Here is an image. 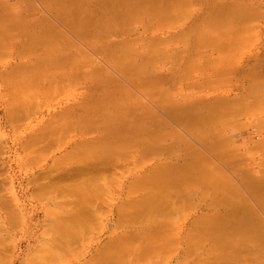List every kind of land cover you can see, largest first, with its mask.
I'll return each mask as SVG.
<instances>
[{"label":"bare ground","instance_id":"bare-ground-1","mask_svg":"<svg viewBox=\"0 0 264 264\" xmlns=\"http://www.w3.org/2000/svg\"><path fill=\"white\" fill-rule=\"evenodd\" d=\"M48 1L49 2L46 3V0H39V2L44 3V4L42 3L41 4L46 5L50 11H52V9L54 10V5L60 4L59 7L57 6L58 7L57 11H60L61 7H62L61 10L64 9L62 5L65 4L66 1H69L70 5H74L76 0H54V3H51L52 0H48ZM131 1L132 0H101V2H99L98 4H94L95 6L98 5V7L96 8L93 7L89 9H87L86 7H83L84 9L80 8L81 6H78V5H77L78 7L76 6L77 8H75V6L73 8L72 6V8H69L67 11L59 12V13L56 12L57 14L54 12V14L56 15L50 16V17H54V19L51 18L50 20L48 17H45L46 15L45 16L43 15L44 19L41 18L38 21L37 19L34 20L37 22H30L27 20L25 23L22 21L23 23L20 25L18 24L19 22H21L20 21L21 18H19L21 13L18 12V14H16L14 13L13 10L9 9L10 11H13V12L11 14L10 13L4 14V16L0 19V36L2 35L0 37V48L3 51L6 47L9 46L7 44V42L9 43V40L7 39L8 38L7 32L10 26H11L10 28L20 27V29H22L23 32L29 31L30 33L31 31H33L31 33L32 35H34V38L32 40L29 39V41L26 43H23L21 45L22 47L21 49L24 50V51L22 50L23 52L27 50H30L32 52L37 51V50H42V52H44V55L41 57V61L39 62V64H41L42 67L38 68V70H36L37 71L36 73H26V74L24 73L25 74L24 75L23 72L19 73L17 71L14 75H16V77H18L19 79L21 78L25 83L28 82L27 86L30 85V87H34L35 85H37V83L39 84L41 83L42 84V85L40 84L41 87H38L39 86L38 84L37 85L38 88H36V90L40 89L38 90L40 92L43 89L42 91L44 92L42 93L43 95L47 94L46 91L50 89L51 90L53 89L59 92V90L60 91L62 90V87L63 88L67 87L64 85V83L62 84V80L64 78L66 80L67 79L73 80L74 82L75 80L77 81L82 75H83L82 77L83 78L85 77L90 83L92 82L93 79L94 80L96 79L98 81L95 84L97 85V90H101V91L105 90L104 88V86L106 85L105 78L106 79L107 77L110 78L116 74L119 76L120 75L122 76L121 81H126V79L129 77L127 81L132 79L135 83L146 81V84H155L156 79H157L155 77L156 75L151 74L152 76L148 77L150 73L147 72L145 66L129 65L128 67L124 65V63L126 64V62L123 61L122 59L113 61V64L118 65V68H117V71L115 70L110 71L112 75L108 71H107L108 73L104 72L105 70L102 65L100 66L101 70L96 68L98 70L96 74L86 72V69H88L89 66L91 67L92 65L90 64H93V63H90L91 62L90 60L88 61V58H87L88 56L85 57V55H87L86 52L84 53L83 51L82 53L83 49H81L80 46L77 45L78 42L74 41V40H77L79 42L84 43L86 39L88 38L90 40H93L92 42L89 41L90 43L87 40L88 44H86L85 46L88 47V45L90 44V46L93 47L91 49L89 46L88 48L90 50H94V49L98 50L97 53L95 52L98 56H99V53L102 52L104 55H106V57L104 58L105 61H109L108 59H110L111 56L115 54L113 52V47H116L117 45L120 44L118 42L119 40L118 41L114 40L109 35H112L114 33L117 34L118 32L120 33V31H122V33H125L128 30L127 27H129L131 23H132L131 26L134 27L135 26L134 24H136L137 22L144 23L146 22V20H150L151 18L154 19L155 23L153 24V21L151 19V21H149V27L152 25L153 27L152 26L151 27L154 28V25H156L157 27L155 26V29L157 30V28L160 29V26L163 27L164 23H165L164 24L165 27L166 25H169L168 22L172 20L170 18L171 14L175 15L176 11L177 12L179 10L182 11L181 10L182 8H177V10H175L176 8L175 9L170 8V6L177 7L176 5L177 3L174 4V2L173 4L172 3L168 4L169 7L167 6V8H165V6L163 7V5L161 4L158 6V3L156 2V0H149L150 8L146 11L144 9L145 4L143 3L144 2L147 3V1L136 0V2H133V3ZM31 2L30 3L35 6V3H33L32 0ZM87 2L89 1L87 0ZM30 3H26V5L24 3L25 7L23 8H28L27 6L30 7L31 5ZM34 6H33V9L31 8L32 10H34ZM126 6H128V8L124 9ZM147 6H148V3H147ZM26 10L27 9H25V12ZM36 10H34V12L39 11V10L37 11ZM49 10H48V13H49ZM22 11L24 12V10ZM41 11L43 12V10ZM34 12L30 14L32 15V20L30 19L31 21H33L35 17L33 16ZM172 12H174L175 14ZM181 15L183 14L181 13ZM173 17L176 18L174 19L175 21L179 19L177 17V14L176 16H173ZM181 17L182 16H180V18ZM47 19H49V21H47ZM58 22L60 24H63L65 27L63 28V26L61 25L59 26L61 27V29L59 27L57 28L56 25L58 24ZM150 22L152 24H150ZM37 23H40V27L38 26ZM142 23L140 24L143 25ZM171 24H173V21H171ZM145 25L146 23L143 25V28H144L143 31L148 30L147 28H145ZM1 33H4V34H1ZM3 35H6V36H3ZM70 36H72L73 39ZM82 38L83 39L86 38L85 41H82L83 40ZM153 42L155 41L153 40ZM164 42L170 43L169 41H164ZM155 43H156V46L157 45L160 46V44H158L160 42H158L157 40ZM99 44H101L103 47H100ZM164 44H162V46ZM229 45H230V48H232L233 45L232 44H229ZM3 46H5V48ZM234 46H238V44ZM198 48H199V43L194 51L196 52ZM23 52L21 54H23ZM191 53H194V52H191ZM221 54L222 55L219 54L220 56H218V61L220 60L219 58L221 56H222L221 57L222 59L225 58V53L221 52ZM45 56L47 58H43ZM138 59H140L139 61L142 60L141 58H138ZM52 60H53V63H52ZM210 61L211 60L209 59V62ZM220 61L219 63H221ZM177 62L180 66L181 62L180 61H177ZM195 62H197V59ZM51 63L54 65L53 71L48 70L49 64ZM138 64H140V62H138ZM42 68L44 71L47 72V74H49L48 80H46L47 74L44 75L41 73ZM177 68H178V65L176 64L175 70ZM40 74H42V77L45 78L44 79L45 82H43V78H41L42 80L39 79L40 81L39 80L36 81L38 78V75ZM89 74L95 75V77L93 78ZM106 74H107V77H106ZM188 75L189 73H187L186 75L184 73L183 75V73L180 74L177 71L171 72L169 73L170 79L168 81L176 83V84L183 83V85H185L184 83L185 82L187 83L188 82L187 80L191 81L190 79L191 77H189ZM7 76H8L7 81L14 79L11 77L12 75L10 74H8ZM147 77L149 79H147ZM196 78L197 77H195V79ZM132 80L130 82L134 84ZM193 82L191 83L189 82L190 84L187 83L188 85H185V86H191ZM65 84L68 85V81L65 82ZM14 86H15V89L18 91L17 93L20 94L17 100L19 99L20 101L22 100L20 102V105L18 101L15 104L18 103V106H21L23 104L22 107L20 108L14 104V108L15 107L16 108L18 107V108L14 109V111L16 112H12L11 110L9 114L11 118V123L17 124V122L19 121V119H21L23 115H28L27 113H25V110L27 109H25L26 106L24 105H27V108H28L29 103H31L30 101H32L30 97L32 96V93L35 94L36 90L34 88L33 89L35 91L31 88H25V86H22L19 83L15 84ZM56 86H58V88ZM249 89H252V90L248 91V94H246V96H240V98H235V100L233 99L232 100L231 99L230 100H220L219 99L218 102L211 103V104H208L207 102H205L207 104L203 103L204 105L200 107L190 102H186V100L180 99V101L181 100L183 101L182 102L177 101L178 104H175V105L174 104H168V105L164 104L160 108H157L158 110L156 109V111H158L159 114L157 113L158 115L156 116L153 115L154 112L151 111V109H153L151 107L149 109L147 108L145 114H142V116L141 115L135 116L132 108L130 110L129 107L127 106L124 109H120L121 110L120 112L118 111V109L108 107L109 109H107L105 112L101 104V103H104V101H97L94 104H90L87 107L82 108L81 106L82 108L81 113L78 115L77 114L78 111L75 112L78 116L74 114L76 117L72 121L70 120L71 122H68V120H65L66 118H68L66 117L64 121L62 122V123L64 122L68 123L67 125H64L65 123L63 124L65 128L63 127L62 123H61L62 126L58 123L56 124L58 125V127L55 126V129L56 130L61 129V130L54 132L55 131L54 128L50 126L52 128V131H51V128L49 127L51 131L50 133L56 135V136L52 135L55 138L54 142L56 140H59V136L62 137L66 133L69 134V131H71V133L73 131H75V133L78 132V135L80 136L81 139L79 141L77 148H75V151L72 150L73 152L72 151L68 152L67 155H64V157L62 156L63 158L61 157L58 158L59 160H57L56 163L54 162L55 164L53 163L54 164L53 167L48 169L45 173L43 172L44 179L43 178L42 179L45 180L46 182L42 180L41 181L44 182L45 184H42L40 182L39 184L41 185L38 187V189L35 187V189L37 190L36 196L39 199L37 197H34L35 194L32 193L33 194L32 196L38 201L43 200V202H47L48 200L50 201L53 198L54 199L52 200L53 202L56 201L59 203V204H56V206L59 207L60 205H62L63 206L62 208H65L64 210H66L65 213L61 212L62 213L61 214L60 212H58L59 209L56 210L54 208L53 209L48 208L49 209L47 210L48 215L50 214V216H52L51 212H53V217L54 215L58 217V215L61 214V218L62 219L64 218L66 221H64L63 219L65 223L62 224L61 223L62 221L61 222L59 221L60 224H57L58 226L55 224L56 227L54 228L58 229V233L56 229L57 234L52 231L54 229H52L53 227L52 223L49 222L52 226L50 229L51 233L56 234V237L50 240V241H53L52 243H55L54 244L55 252L54 253L53 251L50 252L45 247V249H43L42 251L44 254L40 251V253L43 254L44 262H41L40 259L39 261L41 263L37 261L36 262L38 264H46V261H48L47 262L48 264L51 263L50 261H52V263L54 262L59 263L56 260L58 258V257L56 258V256L61 255L59 254V252H62V251L59 250V247L63 245L62 241L65 239L67 243L74 245L77 241H79L78 238L81 237L82 235L81 230H84V234L89 233L88 228L90 227L88 226L90 224L87 226L86 223H88L91 218H89V221L86 220V223H85L84 219H83L84 222H82L81 220L82 217H84V214H87V215L89 214L90 217H93L95 215L94 220H98L97 218L98 216L96 214L93 215L94 207H96L97 204L99 203L96 201V199H98V201L101 202L99 203V205L102 203L103 205H106V204L108 205V200H113L112 198L111 199L109 198L107 200L105 198L107 197V194H109L108 192L111 191L110 190L111 186L120 184L119 180L117 181L114 178L116 176L115 175L112 176V174H114L116 170L124 169L123 168L124 163H127V165L128 163L132 165L133 163V162L131 163L132 159H136L137 157L136 156L130 157L131 160L129 159L130 162H128L129 156H132L131 154L134 153L133 155H136V151H137V153H140V155L144 156L139 159L140 162H137V165L139 163L141 165V163L144 162L147 157H150L152 155L157 156L159 159L166 158V157L172 158V157H175V153L177 156V153L179 151H183V154H185V156L183 155L184 160L182 163L180 162L176 164V160L178 159V157L176 158L175 162L170 159L166 161H162V162L157 161L155 162L156 164L154 163L155 165L152 166V168H147L146 172H144L143 174L141 173L140 174L142 175L141 177H138V176L136 177V179L138 178L136 180L137 182L136 184L133 183L135 181H132V183L134 184L132 185L133 188H131V181L130 182L128 181L130 184L129 185L130 187L128 186V190L131 192L130 194H133L132 192L136 190L135 193H137V195H138V192L140 193L141 191V194H140L141 196L139 195L140 198L138 197V199H134L135 201L133 202L131 201L125 202V203H128V205L127 204L124 205V203H121L125 207L123 205H120L119 207L120 208L123 207V209L122 208L120 209L119 207H117V209L118 208L120 209L117 212H120V213L119 215L117 214L118 221L116 223L123 225V228H124L125 227L124 222L126 224L127 222H133L132 224H134L137 221L142 219L141 221H139L140 223L137 222L139 224H136L137 226H141V222H143V220H147V219L149 220L153 218L151 220L152 221L154 220L156 225H154L155 226L154 228L153 226L149 225L150 222L145 221L147 223L146 226L149 225L152 231L147 227L149 231L148 229H145L144 231H139L138 229H136L138 230V232L132 231L127 235L122 234V233H114V231L117 229H114V231H111V233L113 234L111 238L112 242L108 243L107 241L108 244L106 243H105L106 245L104 244L105 246V248H103L104 251L102 250V248H100L99 251L97 250L99 255L101 254V251H102L101 255L106 253L104 254L106 258L101 257L104 259V260L102 259L103 264H126V263L130 264L133 261H134L133 263L136 262L137 264V262L140 260L141 261L145 259L148 260L149 258L153 257V255L159 254L161 250H162V255H163L166 252V250L163 253V248H161V246L167 247V243H164V240H163L165 238L164 236L166 234L168 235V233H166L168 231L166 230H168L170 227H173V229L175 227L174 231H176V228H177V231L180 232V230L176 226V221L178 220L176 216L177 212L181 211L180 208L182 206H185V205L194 206L196 203L199 205L201 204V207L203 206H206V207L207 206H212V207L224 206L223 210L225 212H223V214L226 213L225 214L226 216H223V214L208 216L206 211H204L205 209L197 210L199 212L201 211V214H196L194 216V219L191 220L192 222L190 223L192 226H189V227H192L191 229L193 230L188 229L187 231V233H189L190 231H191L190 233H193L189 235L190 237L188 236L189 238L186 237V239L188 238L187 240H189V243L191 245V246L188 245V247H190L189 248L190 250H195V247H192L195 245L196 246L198 245L201 248L207 247V246L211 247L212 248L211 252L216 251L217 256H214V257L209 256V258L207 257L208 261H210L209 260L210 258L212 260L210 264H264V224H263L264 223V212H263L264 211L263 209L264 208L263 206L264 205L263 204L264 203L263 201L264 200V178L259 177V179L257 178L255 180L254 178H252L253 180H251L249 177L250 180H246L247 178L245 179L244 175H241L242 177L235 176L236 178L234 179L238 180L239 178V180L244 179L245 181L242 183H245L244 189L246 188V190H243L242 188V191H244V193H241L239 189L242 187V184L239 185L238 183V186H237L235 184L237 180L234 182V180L231 181L228 178L224 177L228 171L225 170L224 171L225 173H221L219 171L220 170L219 166H221V164L229 165V163H231L232 166L234 165L233 170L237 172L239 161L240 163L243 161L242 160L243 158L241 159L242 160L241 161L240 158L236 156L232 158V153L233 151L236 150V146H234L236 144L234 142V134L236 130L234 129V127L237 128L238 126L237 125L238 119L236 118L240 115L241 112H243L244 108H246V110L249 111L252 108H255V106L263 105V103L259 104V102L255 100L254 97L264 92V83L262 85V82H256V84L253 86H250ZM37 93L38 92H36V94ZM36 94L35 96L34 95L33 96L34 97H37L38 95L41 96V92L40 94H37V95ZM23 101L25 102L23 103ZM124 102L126 103V100L125 101L123 100L122 103ZM246 102H248L249 105H247ZM31 104H33V102ZM37 104H34V105L36 107L41 105L40 103L38 105ZM105 104H108V103L106 102ZM33 106L31 107L35 108ZM122 110H124L123 113H122ZM20 112H22L23 114H21ZM147 113L152 114L149 116L150 118L149 117L145 118ZM166 119L171 120V123H173L172 125L179 126L178 129L181 131V133H178L180 131H176L171 125L169 126ZM19 122L18 124H20ZM56 122L57 121H55L54 123ZM52 125H55V124H52ZM46 128L47 127H45V129ZM62 128H64V130H62ZM99 128H101L102 130L101 129L99 130ZM229 129H232V130H229ZM95 132L96 134L95 136L91 138V140H89V138L86 137L87 135L89 136L93 135V133ZM61 133L62 134L65 133V134L61 136L60 135ZM68 134L67 136H69ZM42 135L43 134L41 135L38 134V136L36 137L40 138L41 140ZM67 136L65 135L64 139H66ZM33 137L31 139L36 141L35 139L36 137L34 139ZM192 137H194L196 141H193ZM60 139H63V138H60ZM36 142L40 143V141H36ZM61 143L64 145L63 142ZM31 145L32 144H30L29 146ZM133 145H137V146L139 145L138 147L136 146L138 148V149L136 148V151H135V146ZM130 151L133 153H131ZM248 152H250L249 149H248ZM215 157L218 158V160L215 159ZM158 162L159 164H157ZM133 164L136 165L135 162ZM64 165H67L66 171H64V167H62ZM109 166L112 168L110 169ZM245 167L246 166L244 165L243 168ZM126 170L123 173L129 174V170L127 168ZM56 171H60V172L64 171V172L60 173V175L56 174V178H54V175H55L54 173ZM107 172H109L110 174ZM246 172H249V171H246ZM117 173H119L120 175L122 174L120 173V171H117ZM222 174H224V176ZM117 177L119 178V176ZM122 177L124 176L122 175ZM133 177L135 178V176ZM112 179H115L116 183ZM119 179H121V177ZM111 180L114 182V184ZM122 180L124 179L122 178ZM118 188H120V186H118ZM113 189L115 192L116 189L115 188ZM0 190H2L1 186H0ZM245 192L249 194L250 197L255 200V202L257 201L256 204L258 203L257 205L259 206V208L263 207L261 208L262 210L260 209L263 213L259 209H257L261 213V215L257 212L256 208L252 209L251 203L253 202L247 201L249 199L246 200L248 196L246 198L244 197V195L246 194ZM260 192L262 195L260 194ZM135 193L133 194L134 196H135ZM101 197H103L105 201H101L102 199ZM13 200H11L7 204L9 205ZM259 200L263 202L259 203ZM95 201L97 203L94 204ZM6 202H8V200ZM248 202L249 203L251 202L250 203L251 206ZM11 207L12 206L10 205L8 208L10 209ZM201 207L198 206V208H201ZM62 208H61V211L63 210ZM105 212H108V211H105ZM102 213L103 212H101V214ZM151 215L153 217H151ZM53 217L51 218L53 219ZM57 217L55 218L58 220L60 218V215L58 218ZM84 218L87 219L86 217ZM10 219H11V216L9 218V221ZM84 223L86 226L83 225ZM144 224L142 223L141 227H143ZM44 226H46V224H44ZM127 226H129V223ZM117 228H119V230H121L120 232H122L123 228H121V226L120 227L117 226ZM173 229L171 231H173ZM164 231L166 232L164 233ZM46 232H47V228H46ZM173 232L171 233L174 234V238L176 239L175 237L176 233H173ZM43 234L45 233L42 232V235ZM46 235L48 236V233H46ZM169 235H170V232H169ZM170 238L171 237H169V239ZM208 238L210 239V241L206 243ZM166 240H168V237L165 238V242ZM2 241L0 242L3 243ZM171 242H173V240ZM162 243H164V246L160 245ZM3 244L0 245V247L3 246ZM6 244H4V247L7 250ZM43 245L47 246V248L49 246L47 244H42V246L39 247V250L41 247L44 248ZM56 245L57 246L60 245V246L57 248ZM64 246L65 245H63V247ZM169 246H172L171 243ZM177 246L178 245L175 244V246H172V249L171 250L169 249V250L172 251L173 248L175 249L177 248ZM63 247H60V248L62 249ZM68 247L69 246L67 245V248ZM51 248L52 247H49L48 249L53 250V248L52 249ZM56 248L58 249V251L56 250ZM67 248L65 246V250L69 251V249ZM185 249H188V248H185ZM65 250L63 249V251ZM46 252L48 253L47 255H46ZM8 253H10V251H8L7 254ZM67 253L68 252H66V254ZM98 253H96V255H98ZM162 255H159V256L162 257ZM1 256L3 257L5 255L1 254ZM1 256H0V260H1ZM93 259H96L97 261L100 258L97 259L95 256V258L93 257ZM33 260L35 259L33 258ZM154 260L156 261V258L153 259L152 261ZM204 260H206V258H204ZM0 262H1L0 264H3L6 261L4 262L0 261ZM150 263L151 262L147 264H150ZM153 263L157 264L158 261L152 262V264ZM200 263L209 264L208 262L202 261V259ZM86 264H100V263L95 262V261L93 263L92 262L89 263V260H88Z\"/></svg>","mask_w":264,"mask_h":264},{"label":"rangeland","instance_id":"rangeland-1","mask_svg":"<svg viewBox=\"0 0 264 264\" xmlns=\"http://www.w3.org/2000/svg\"><path fill=\"white\" fill-rule=\"evenodd\" d=\"M32 1L33 3H35V6L31 4L32 3L31 0H28V1L27 0H0V19L4 16V14H9V13L11 14L14 11V13L16 14H18V12L21 13L19 16V18H21L20 19L21 22H19L18 25L22 24L23 22L26 23L27 20L30 22H37L41 18L44 19L43 17L45 15H46L45 17H48L51 20V18L54 19V17H50V16H54L59 12L67 11L69 8H72V6L73 8L74 6L75 8H77L78 6H81L80 8L86 7L87 9H89L93 7L94 8L98 7V5L95 6L94 4H98L99 2H101V0H88L89 2H87V0H76L74 5H70L69 4L70 2L66 1V3L62 5L64 9L61 10L62 8L61 7L60 11H57L60 4L58 5L55 3L56 5L52 4L54 5V10L52 9V11H50L49 8H47L46 5H42L44 3L39 2V0H32ZM144 1H147L148 6L146 2L144 3L141 2V3L145 4L144 9L147 11L150 8V4H149L150 1L149 0H144ZM48 2L49 1L46 0V3ZM131 2L132 3L136 2V0H132ZM156 2L158 3V6L161 4L163 5V7L165 6V8H167L168 4L170 3L172 4L173 2L174 4L177 3L176 4L177 7L170 6V8H173V9L176 8L175 10H177V8H182L181 9L182 11L180 10H179L180 12L176 11L177 17L179 19L175 21L174 19L176 18H174L173 16H176V14L172 12L175 15H172V14L170 15L171 16L170 18L172 20L168 22L169 25H166L165 27L164 26L165 23H164L163 27L160 26V29L157 28V30L155 29L156 25H154V28H152L153 27L152 25H151L152 27L151 26L149 27V21H151V19L153 21V24L155 23L153 18H151L150 20L144 19L146 20V22L144 23L140 22V23H142L143 25L146 23L145 28L148 29L146 31H143L144 29L143 25H141L139 22L134 24L135 25V26L133 25L134 27L131 26L132 23L130 22L131 24L129 25V27H127L128 30L125 33H122V31H120V33L118 32L117 34L114 33L112 35H109L110 37H112V39L117 40V41L119 40L118 42L120 43L116 47H113V52L115 54H113L111 58L108 59L109 61H105L104 58L106 57V55H104L102 52H100L98 56L96 54L98 50H95V49L90 50L88 48L90 44L88 45V47L85 46L86 44H88L89 41L92 42L93 40H90L89 38L88 39L82 38L83 39L82 41H85L86 39L84 43L74 40L78 42L77 45H79L80 48L83 49L82 53L83 51L84 53L86 52L87 55H85V57L88 56L87 57L88 61L90 60L91 61L90 63H93L95 66L94 67L93 64L89 63L92 66L91 67L89 66V68L86 66L88 68L86 69V72L96 74L98 71L96 68L101 70L100 68L101 65L104 67V70H105V71L103 70L104 72L108 71L109 73H111L110 71H113V70L117 71L118 65L113 64V61L122 59L123 61L126 62V64L124 63V65L128 67L129 65L145 66L147 72L150 73L148 77H151L152 75H156L155 77L157 79H156L155 84H146V81L135 83L130 78L134 82L133 84L130 82L131 80L127 81L129 77L126 79V81H121L122 79L121 75L119 76L116 74L108 78L106 74L107 79L104 77L105 82H106V85L104 86L105 90L101 91V90H97V85L95 84L98 81L96 79L95 80L93 79L92 82L90 83L85 77L83 78L82 77L83 75H82L77 81L75 80L74 82L73 80H69V79L66 80L64 78L62 80V84L64 83V85L67 87H64V88L62 87V90L61 91L59 90V92H57L56 90L50 89L46 91L47 94L43 95L42 93L44 92H42L43 91L42 89V91H40L41 96L38 95L39 97L38 96L34 97L36 92H38L37 94H40V92L38 91L40 89L36 90V88L41 87L40 86L41 83L39 84L35 82L37 83V85L39 84V86L37 87V85H35L36 87L35 86L30 87V85L27 86L28 82L25 83L21 78L19 79L14 74L17 71L19 73L23 72V74L24 73L25 74L26 73H36L37 72L36 70L42 67V65L39 64V62L41 61V57L44 55V52H42V50H37L33 52L30 50H27L23 52L24 50L21 49L22 48L21 45L23 43L28 42L29 39L32 40L34 38V35H32L31 33L33 31H31L30 33L29 31L23 32L22 29H20V27H16V28L15 27L10 28L11 26L9 27L8 32H7V35H8L7 39L9 40V43L7 42V44L9 46L7 45L8 47L6 48L5 46H3L5 48L3 51L0 48V51H2L0 52V183H1L0 186L2 189L0 190V236H1L0 241H2L3 239L2 242L4 244H6L7 242L6 244L7 250L5 249L4 244L0 242V245L3 244V246H1L2 248L0 247L1 248L0 253L2 255H5L2 257L0 254L1 256L0 261H3V262L6 261L5 262L6 264H26V262L27 264H32V263L38 264L37 262L39 263L44 262V257H43L44 253L42 251L43 249H45V247L50 252L51 251H53V253L55 252V246H54L55 243H52L53 241H50V240L56 237V234L58 233V229L54 227H56L57 224H60L59 221L60 222L62 221L61 222L62 224L65 223L64 221L66 220L63 218L64 219L63 221V219L61 218V214L65 213L66 210H64L65 208H62L63 207L62 205H60L61 207L56 206V204H59V203L56 201L53 202L52 201L54 200L53 198L50 201L48 200L49 202L48 201L43 202V200L38 201L34 197H37L36 196L37 190L35 189V187L38 189V187L41 185L39 184L40 182L42 184H45L44 182H46L45 180H43L44 173L48 169L54 166L56 161L59 160L58 158L60 157L63 158L64 155H67L68 152H71L72 150L75 151V148H77L79 144V141L81 138L78 135V132L75 133V131H73L72 133L71 131H69V134L64 133L66 136L67 134L69 135L66 137V139H64L65 135L61 133L60 135L61 136L64 135V136L62 137L59 136V140H56L54 142L55 138L53 136H56V135L51 134L50 132L52 131V128H54L55 130V131L53 130L54 132L61 130V129L56 130L55 126L58 127V125H56L58 123L61 125V123L64 121L66 117L68 118H66L65 120H68V122H71L76 116H78L81 113L83 107H87L90 104H94L97 101H104V103H101V104L105 112L109 108L118 109V111L120 112L121 111L120 109H124L127 106L129 107L130 110L132 108L135 116H139V115L142 116V114H145L147 108L149 109L151 107L153 108L151 109V111L154 112L153 115L156 116L159 114V112L156 111L157 108H160L164 104H167V105L168 104H174V105L178 104L177 101H180V99L186 100V102H190L200 107L207 103L208 104L216 103L218 102L219 99L220 100H230V99L235 100V98H240V96H246V94H248V91L252 90V89H249L250 86L255 85L256 82H262V85H263L264 83V67H263L264 66V0H156ZM24 3L25 5L26 3H30L31 5L28 4L30 5V7L27 6L28 8H23L25 7ZM51 3H54V0H52ZM33 6H34V10L37 9L39 11L36 10L37 12H34V10H32ZM128 6H126L124 9H127ZM9 9L13 11H10ZM25 9H27L26 12H25ZM22 10H24V12ZM41 10H43V12ZM48 10H49V13H48ZM32 12H34L33 16L36 17V18L34 17L33 21H31L32 15H30L32 14ZM54 12L55 13L57 12V13L54 14ZM181 13L183 15H181ZM180 16L182 17L180 18ZM36 19L37 21H34ZM49 19H47V21H49ZM171 21H173V24H171ZM37 24L40 27V23H37ZM150 24L152 23L150 22ZM61 25L63 26V28L65 27L63 24H60L59 22L56 26L58 28ZM59 28L61 29V27ZM1 34H4V33H1ZM3 36H6V35H3ZM152 39L155 42L156 40L160 42L158 43L160 44V46L159 45L156 46V43L153 42ZM161 41L163 42L169 41L170 43L164 42L165 43L164 44ZM198 43H199V48L195 52L194 50L197 47ZM162 44L164 45L162 46ZM229 44L233 45V46L231 45L232 48H230ZM237 44L238 46H234ZM99 46L103 47L101 44H99ZM90 48L92 49L93 47L90 46ZM22 52L23 54H21ZM191 52H194V53H191ZM221 52L225 53V58L223 57L224 59H222L221 58L222 56H221L219 59L222 61L219 60L221 62L219 63L218 56L222 55ZM43 58H47V57L45 56ZM138 58H141L142 60L139 61L140 59ZM196 59H197V62H195ZM209 59L211 60L210 61L211 63L209 62ZM135 61L137 64L135 63ZM177 61L181 62L180 66ZM138 62H140V64H138ZM52 63H53V60H52ZM52 63L49 64L48 70H52V71L54 70L53 69L54 65ZM176 64L178 65V68L175 70ZM175 71L179 72L180 74L183 73V75L184 73L185 75L189 73L188 76L191 77L190 78L191 81L187 80L188 81L187 83L190 84L194 80H195L194 81L195 83L193 82L191 86H185V85H188L186 82L184 83L185 85H183V83L176 84L173 82H169L168 81L170 79L169 73L175 72ZM41 73L44 75L47 74V72L44 71L43 68L41 69ZM8 74L12 75L11 77L14 79L7 81ZM42 74L38 75V78L36 81H38L39 79L42 80L41 79L43 78ZM92 74H89V75L94 78L95 75H92ZM48 76L49 74L46 75V80H48ZM148 77L147 79H149ZM195 77L197 78L195 79ZM44 79L45 78H43V82H45ZM67 81H68V85L65 84V82ZM17 83H19L22 86H25V88H31V89L34 88L36 91L33 89L35 91V94L32 93V96L33 95L34 96L30 97L32 101L30 100L29 101L31 103L33 102V104L29 103V105L31 104L30 106L28 105L29 110L27 108V105H24L26 106L25 109L28 110V111L25 110V113H27L28 115H23L21 119H19L20 122L19 121L18 122L20 124H18V122L17 124H13L11 123V118L9 115L11 110L12 112H16L14 111V109H17L18 107L20 108L23 105L22 104L21 106H18V103L15 104L18 101L20 105V102L22 101V100L20 101V99L17 100V98L20 96V94L17 93L18 91L15 89V86H14ZM56 87L58 88V86ZM254 99L257 100L259 104L263 103V105L255 106V108H252L249 111L246 110V108H244L243 112H241L240 115L236 118L238 119L237 128L234 127V129H236L235 134H234V142L236 143L234 146H236V150L233 151L232 158H234V156L239 157L240 160L243 158L242 159L243 161L241 160L242 161L241 163L239 161V166L237 168L239 172L238 171L236 172L235 170H233L234 165L232 166L228 164L226 165L221 164V166H219L220 167L219 171L221 173H225L224 172L225 170L228 171L225 174V176L224 174L222 175L231 181L234 180V182L237 180L234 178L239 177V176L242 177L241 175H244V178L245 179L247 178L246 180H250V179L253 180L252 178H254L255 180L257 178L259 179V177L264 178V92L260 95H256ZM123 100L124 101L126 100V103L125 102L122 103ZM183 100H181L180 102H182ZM24 102L25 101H23V103ZM106 102L108 104H105ZM37 103L38 104L40 103L41 105L36 107L34 104H37ZM246 103L247 105H249L248 102ZM14 104L17 105L18 107L14 108ZM31 106L35 108H32ZM75 112H77L78 115ZM123 112L124 110H122V113ZM20 113L23 114L22 112ZM74 114H76V116ZM150 115L152 114L147 113L145 118H148ZM55 121L57 122L54 123ZM166 121L168 122L169 126L171 125L176 131H180L178 129L179 126L172 125L173 123H171V120L166 119ZM64 123H62V125ZM52 124H55V125H52ZM67 124L68 123L66 122L64 125H67ZM45 127L47 128L45 129ZM49 127L51 128V131ZM64 128H62V130H64ZM100 129L101 128H99V130ZM229 130H232V129H229ZM178 133H181V131ZM38 134L39 135L43 134L45 137L42 135L41 136L42 138L40 140V138L36 137L38 136ZM95 134L96 132L93 133V135H90V136L87 135L86 137L89 138V140H91V138L95 136ZM32 137L33 139L36 137L35 138L36 141H40L41 144L39 142L32 140L31 139ZM60 138H63V139H60ZM192 138H193V141H196L194 137ZM29 140L31 143L29 142ZM61 142H63L64 145ZM30 144L32 145L29 146ZM133 146H135V151H136V148L139 145L138 146L133 145ZM31 147L33 148V150ZM248 149L250 152H248ZM133 154H131L132 156H129V158L127 157L128 162H130L129 161L130 157L136 156L137 158L132 159L131 161V163L135 162L136 165H134L133 163L132 165L129 163L127 165V163H124L123 165L124 169L116 170L115 172L113 171L114 174H112V176L115 175L116 177L114 178L117 181L119 180L120 184L115 185L116 187L114 185H113L114 187L111 186L110 188L111 191L108 190L110 191L108 192L109 194H107L108 198L105 197L106 200L109 198L110 199L112 198L113 200H108V205L106 203H105L106 205H103V203L99 205V203L101 202L98 201V199H96V201L99 203L97 204L96 207H94L93 215L96 214L98 216L97 217L98 220H94L95 215L94 216L92 215L93 217H90L89 214L88 215L84 214V217H86L87 219L82 217L81 219L82 222H84L83 221L84 219L86 223V220L89 221V218H91L90 221L86 223L87 226L90 224L88 226L90 227L88 228L89 233H85L86 234L85 236L84 230H81L82 235L81 237L78 238L80 242L77 241L74 244L75 246L73 244L67 243V241L64 239L62 243L63 245L66 246V248H67V245L69 246L67 248L69 249V251L65 250V246L63 247V245L61 246L59 245L60 247H63L62 249L56 245L57 248L59 247V250L62 251V252H59V254H61L62 256L61 255L56 256V258L57 257L59 258V259L58 258L56 259L59 263H56V262L54 263L56 264H86L89 260V263L91 262L93 263L95 261L100 264H103V261H102L103 258L101 257L106 258L104 255L106 253L101 255L102 254V251H101V254L99 255L98 251L100 250V248H102V250L103 248H105L104 246L105 243L108 244L112 242L111 238L113 234L111 233V231H114V229H117L114 231V233H122V234L127 235L132 231L138 232V230L144 231L145 229H148V228L150 229L151 227H149V225L155 228L154 226L156 225L155 221L153 220L154 221L153 222L151 220L153 218L149 220L148 219L143 220V222H141V226H142V223L143 224L145 223L144 224L145 226L143 225V227L136 225V224H139L140 223L139 221H141L142 219L137 221L139 223L134 221L136 222L134 224H132L133 222H127V224L124 222L125 227L123 228V225L116 223L118 221L117 216L120 213L117 211L120 210L121 208L123 209V207L120 208L119 206L123 205L121 203H124V205L126 204L128 205V203H125V202H130V201L133 202L135 201L134 199H138V197L140 198L141 196L140 195L141 191L140 193L138 192V195H137V193H135L136 190L132 192L133 194L135 193V196L133 194H130L131 192L128 190L130 181H131V188H133L132 185L137 183L136 180L138 178L136 179V177L137 176L141 177L142 175L140 174L141 173L143 174L144 172H146L147 168H152V166L156 164L155 162L157 161L162 162V161H166L169 159L175 162L176 158L178 157L177 160L179 162L176 160V164L180 162L182 163L184 160L183 155L185 156V154H183V151H179L177 153V156L175 153V157H172V158L166 157L162 159H159L157 156L152 155L150 157H147L145 161L141 163V165L140 163L137 165V162H140L139 159L144 156L140 155V153H137V151H136V155H133ZM215 159L218 160V158L216 157ZM159 162L157 164H159ZM244 165L247 168L246 167L243 168ZM62 167H64V171H66L67 165H64ZM125 167L129 170V174L123 173L126 170ZM109 168L111 169L112 167L109 166ZM117 171H120V173L122 174L120 175L119 173H117ZM246 171H249V172H246ZM62 172L56 171L54 173L55 174L54 178H56V174L60 175V173ZM122 175L124 177H122ZM117 176H119V178L121 177V179H119ZM133 176H135V178ZM122 178L124 180H122ZM115 179H112V180L115 182L116 181ZM41 180L44 182H42ZM132 181H135L133 182L134 184L132 183ZM242 182H245L244 179L239 180L238 178L235 184L237 186H238V183L239 185L242 184V187L241 188L239 187L240 188L239 191L241 193H244V191H242V188L243 190H246V188L244 189L245 183H242ZM118 186H120V188H118ZM112 187L116 189L115 192ZM32 193L35 194L34 197L32 196L33 195ZM247 193L244 195V197L246 198L248 196L249 198L247 197L246 200L249 199L247 201L253 202V203L250 202L252 204V209L256 208V210L257 209L260 210L261 208H263L261 206H260L261 208H259V206L257 205L258 203L256 204L257 201L255 202V200L252 199L250 195ZM103 197H101L102 198L101 201H105ZM7 200L8 202H6ZM11 200L13 201L8 205L7 203H9ZM96 201L94 202V204L97 203ZM263 201L259 200V203L260 202L262 203ZM10 205L13 208L11 207L9 209L8 207ZM198 206L201 207V204L199 205L196 203L194 206L185 205L180 208L181 210L180 212H177L176 216L178 220L176 221V226L178 227L180 232L177 231V228H176V231H174L175 227L174 229L173 227H170L168 230H166L168 232L164 231V233L166 232L168 233V235L170 232L169 236L167 234H166L167 236L163 234L165 235L164 236L165 238L168 237V240H166V242H165V238L163 237L164 243H167V247L161 246V248H163V253L166 250V252L163 255H165L168 252L165 256L162 255V250H161L160 251L161 254L159 253L157 255H153V257L156 258V261L155 260L152 261L155 258L151 257L148 260L145 259L142 261L140 260L141 262L140 261L138 262L140 264H145V262L146 264L149 262H151L150 264H152V262H157V261H158L157 264H192V263L202 264L200 263L202 259V261L208 262L210 264V262H212L211 258L209 259L210 261H208L207 259L209 258V256L211 257L217 256V252L216 251H214L215 253L213 251L211 252L212 248L209 246L201 248L198 245L192 246V247H195V250H190L189 249L190 247H188L190 243H189V240L187 239L190 237L189 235L193 233H190L191 231L189 230L190 231L189 232L190 234H189L187 233V231L188 229L192 228L189 226H192L190 223L192 222L191 220L194 219V216L196 214H201V211L199 212L197 210L205 209L204 211H206L208 216L209 215H222L223 212H225L223 210L224 206H216V207L203 206L201 208H198ZM117 207H119L120 209L119 208L117 209ZM48 208L49 209L54 208L56 210L59 209L58 212L60 213L62 212L61 214H59L61 219L59 218L57 220L55 218L57 217L56 215H54L53 217V212H51L52 216H50V214L48 215L47 214L48 213L47 210H49ZM61 208L63 209L62 211H61ZM105 211H108V212H105ZM101 212L103 213L101 214ZM257 212L261 215V213L258 210ZM225 214H223V216H226ZM10 216H11L10 221L13 219L11 222L9 221ZM51 217H53V219ZM151 217L153 216L151 215ZM54 218L58 222L55 221ZM145 221L150 222L148 226H146L147 223ZM49 222L52 223L53 227L51 226ZM85 223L83 224L84 226H86ZM128 223H129V226H127ZM44 224L48 226L46 227L44 226ZM117 226L119 227L121 226V228H123L122 232H120L121 230H119ZM45 227L47 228V232H46ZM51 227L52 229H54L52 231L55 233L57 229L56 234L51 233L50 231ZM172 229L174 232L171 231ZM42 232L45 234L42 235ZM171 232L176 233L175 234L176 239L174 238V234H172ZM46 233H48V236L46 235ZM50 233L52 236L50 235ZM41 235L44 237H42ZM169 237H171L170 238L171 240L169 239ZM186 237L188 238L186 239ZM172 240L174 243L171 242ZM209 241L210 239L208 238L206 243H208ZM175 242H177L178 244ZM164 243L160 245L164 246ZM170 243L172 246H175V244L178 245L177 248L175 249L173 248V250L170 251L172 249V246H169ZM42 244L49 245L48 248L52 247L53 250L48 249L47 246H44V245H43L44 248L41 247L42 250L41 248L39 250V247L42 246ZM57 248L56 250L58 251ZM185 248H188V249H185ZM63 249L68 253L66 254V252L63 251ZM8 251H10V253L7 254ZM40 251L43 254L40 253ZM96 253H98V255H96ZM47 254L48 253L46 252V255ZM159 255H162V257H160ZM95 256L97 259L98 258L100 259L96 261V259H93V257L95 258ZM33 258L35 260H33ZM204 258H206V260H204ZM39 259L41 262L39 261ZM34 261L35 262L37 261V262L35 263ZM194 261L197 263H195ZM47 262L48 261H46V264H48ZM50 262L52 263V261ZM133 262H131L130 264H136V262L135 263ZM138 262L137 264H139ZM126 264H129V263H126ZM153 264H156V263H153Z\"/></svg>","mask_w":264,"mask_h":264},{"label":"crops","instance_id":"crops-1","mask_svg":"<svg viewBox=\"0 0 264 264\" xmlns=\"http://www.w3.org/2000/svg\"><path fill=\"white\" fill-rule=\"evenodd\" d=\"M229 165H231V163H229Z\"/></svg>","mask_w":264,"mask_h":264}]
</instances>
